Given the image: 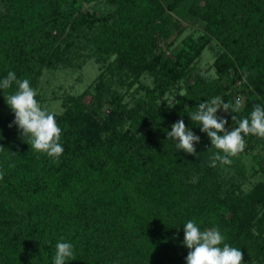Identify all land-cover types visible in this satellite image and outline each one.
Here are the masks:
<instances>
[{"label": "trees", "instance_id": "1", "mask_svg": "<svg viewBox=\"0 0 264 264\" xmlns=\"http://www.w3.org/2000/svg\"><path fill=\"white\" fill-rule=\"evenodd\" d=\"M78 1L95 0H0V80L12 71L35 88L44 67L68 62L59 36L70 29L91 45L82 58L105 63L112 56L110 76L133 72L134 83L147 71L154 86L139 83L136 91L144 93L131 106L111 91L103 115L98 96L86 101L88 90L72 96L55 113L64 149L58 158L35 151L28 136L9 127L14 115L4 123L6 98L17 86L0 89V264H53L61 238L74 246L66 264H186L188 220L202 231L218 227L223 243L243 252V264H264V215L253 208L264 200V187L237 204L221 194L218 180L209 181V169L186 179L187 153L167 137L183 119L200 137L195 149L211 159L222 154L190 119L198 104L216 97L234 104L241 92V111L220 116L230 130L238 126L232 115L249 117L254 105L264 106V0H204V33L171 58L162 46L179 27L172 12L182 0H108L116 6L110 14L74 17ZM212 42L220 48L215 75L199 73L173 102L163 101ZM95 88L99 95L108 85L102 80ZM244 139L253 144L254 135Z\"/></svg>", "mask_w": 264, "mask_h": 264}, {"label": "rangeland", "instance_id": "2", "mask_svg": "<svg viewBox=\"0 0 264 264\" xmlns=\"http://www.w3.org/2000/svg\"><path fill=\"white\" fill-rule=\"evenodd\" d=\"M115 7L108 0L78 1L73 16L76 17L84 12L95 14L96 16H105L110 14ZM203 8L204 0H182L179 7L172 12L173 16L179 21V27L173 35L169 36L165 45L162 46L166 57H174L181 50L187 52V44L190 41H195L204 33L206 18ZM2 9V3H0V11ZM80 31L66 29L61 32L59 39L62 48H68L64 53L68 58V62H60L51 67H44L37 86L33 88L37 92L36 99L42 108H46L49 112L60 113L72 96L88 90L90 93L87 94L85 100L89 101L92 98L94 101V97L98 96L101 101L99 111L103 115L110 107L111 91L122 95L123 101L128 102L131 106L134 103L133 97H138L144 93L140 86L139 92L136 91L139 83L148 88L154 86L153 76L147 71L142 72L139 75V81L134 83L133 72H129L127 77L124 75L120 78L110 76L111 74L106 71L105 66L113 59L112 56L106 57L105 63L95 60L94 57L82 58L81 54L89 53L92 50L91 45H88L86 38ZM70 41L75 45L66 46L65 44ZM169 42H171L170 45L167 44ZM219 51L220 48L214 42H212V47H205L200 55L188 66L189 73L187 77L180 80L176 86L170 88L163 95L162 100L173 102L178 88L182 90L199 73L207 72L210 75H215L212 62ZM102 80L106 86L108 85V89L101 90L98 95L96 94L95 85L96 82ZM261 97L264 101V96ZM224 113L226 112L218 110L217 116L220 117ZM13 115L14 113L10 109L6 114L8 120L4 121V123H9ZM225 128L230 130L229 126H225ZM251 141L253 144L247 141L246 147L242 152L230 157L232 160L230 165L217 161L215 166H212L211 159L202 156L199 151L196 150V155L187 153V163L190 164L189 167L192 169L187 174L189 177L185 175L186 179L194 181L196 177L202 175L203 170L209 169V181L218 180L221 194L229 196V199L234 198L233 201L235 203L238 204V201L244 195H247L248 192L253 191L258 197L260 195L258 190L260 191L264 187V139L254 136ZM221 154L224 155L222 151ZM253 208L261 218L264 215V200H257ZM247 218L253 224L257 223V219L252 214L249 213Z\"/></svg>", "mask_w": 264, "mask_h": 264}, {"label": "clouds", "instance_id": "3", "mask_svg": "<svg viewBox=\"0 0 264 264\" xmlns=\"http://www.w3.org/2000/svg\"><path fill=\"white\" fill-rule=\"evenodd\" d=\"M13 83L17 86V90L6 98V104L14 113V120L9 127L14 124L21 130L23 136H28L35 151L58 158L64 149L59 142L61 128L56 122L55 113L42 108L30 81L18 79L12 71L0 80V89H9ZM242 106L239 98L233 104L216 97L210 101L200 102L196 110L190 114V119L201 126L200 131L207 134L211 145L224 153V155L216 153L211 157L212 166H215L217 161L230 165L232 163L230 157L236 156L245 149V136L251 134L264 139V106L254 105L249 117L237 119L232 115L231 120L236 121L238 126L232 127L231 130L225 128L227 119L217 116L218 110L238 113ZM167 137L177 141L178 150L191 155L197 154L195 144L200 142V137L186 127L183 119L171 125ZM0 149L3 147L0 146ZM2 178L3 174H0V179ZM183 231V244L189 249L186 264H243V252L239 248L223 243L225 237L218 227L202 231L194 220H188L183 225ZM74 258L73 244L61 238L55 245L53 264H66V261Z\"/></svg>", "mask_w": 264, "mask_h": 264}, {"label": "built area", "instance_id": "4", "mask_svg": "<svg viewBox=\"0 0 264 264\" xmlns=\"http://www.w3.org/2000/svg\"><path fill=\"white\" fill-rule=\"evenodd\" d=\"M241 84H242V81H241V80H237V81L235 82V85H236L237 87H240ZM237 98H239L240 100L243 98V95H242L241 92H237V94L235 95V99H237Z\"/></svg>", "mask_w": 264, "mask_h": 264}]
</instances>
